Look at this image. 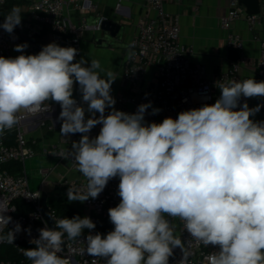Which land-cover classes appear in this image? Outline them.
Masks as SVG:
<instances>
[{
  "label": "clouds",
  "instance_id": "obj_1",
  "mask_svg": "<svg viewBox=\"0 0 264 264\" xmlns=\"http://www.w3.org/2000/svg\"><path fill=\"white\" fill-rule=\"evenodd\" d=\"M21 21V9L14 6L0 28L11 34ZM27 47L17 44L14 51ZM133 47L128 59L135 56ZM77 54L74 47L52 42L38 54L0 56V135L20 122L21 112L48 113L53 101L61 108L60 134H82L61 154L87 181L84 188L70 185L68 201L96 199L111 179L119 178L120 201L108 209L113 230L92 234L96 224L88 216L56 220L54 228L45 226L30 240L34 248L21 249L31 264H70L60 255L65 236L77 241L85 229L89 234L81 254L104 264H169L175 248L183 254L178 264H188L174 219L205 247H218L205 256V264H264V121L250 118L264 105L240 104L242 97H264V81L220 83L214 104L148 123L151 102L135 113L117 110L111 86L118 77L99 60L75 61ZM76 84L81 103L73 96ZM160 111L152 108L151 114ZM97 125L99 134L90 137ZM8 210L0 208V226L12 221L4 214ZM21 230L17 222L0 242L14 243Z\"/></svg>",
  "mask_w": 264,
  "mask_h": 264
},
{
  "label": "built area",
  "instance_id": "obj_2",
  "mask_svg": "<svg viewBox=\"0 0 264 264\" xmlns=\"http://www.w3.org/2000/svg\"><path fill=\"white\" fill-rule=\"evenodd\" d=\"M8 1L21 9L22 21L11 34L0 28V56L6 58H14L20 54H38L43 46L55 42L62 47L71 46L78 49L75 61H79L83 57L82 41L85 35L99 33L102 23L109 19L99 11L94 0H0V24L11 10L6 6ZM123 1L125 0H120L117 4L115 8L117 13L124 11ZM181 1L144 0L143 11L127 46L128 54L129 45L134 44L131 51L135 52V56L128 59L126 55L122 66L128 82L129 94L114 97L116 100L114 107L117 110L135 113L140 104L151 102L152 108L161 111L152 115V108H149L145 114V121L159 123L165 117L170 116L175 119L181 111L199 108L204 104H214L220 96L217 87L220 83L252 77L258 82L264 81V0H261V10L257 15H248L239 0H231L227 14L220 18V27L226 33L229 51H238L240 57L231 63L227 70L217 75L210 74L206 66L194 64L191 59L193 49L181 42L180 16L166 10V3ZM194 1L195 10H198L201 0ZM89 15L97 18L95 24H88ZM241 20L248 23L250 30L259 24L263 28V36L259 38L262 51L256 62H249L241 54L245 47L244 40L234 29ZM24 43H27L28 47L23 53L14 51L15 45ZM150 67L155 69V79L149 81L147 73ZM243 67L256 69V75H244ZM78 89V84L74 85L73 96L78 103H81ZM254 99L256 105H264V97H254ZM245 100L249 105L251 98L243 97L240 104L242 105ZM48 103L51 109L48 113L30 115L21 112L23 118L20 122L0 135V208H8L9 210L4 214L12 217L7 227L0 226V235H6L9 230L14 229L17 222L22 229L16 234L14 243L0 242V264H31L21 249L34 248L35 244L30 243V240L38 238L39 229L45 226L50 228L41 209V197L47 192L49 176L56 171L57 165H62L66 161L70 163L72 169L77 170L71 159H64L61 154L65 149L70 150L72 142L79 141L82 134L63 137L60 134L61 122L57 119L61 111L60 105ZM258 113V121H264V107H261ZM100 127L101 125L95 126L89 133L90 137L98 135ZM48 134H58L57 145L49 146L44 143ZM37 156L53 158L56 164L39 168L40 183L34 189L30 184L26 163ZM16 164L22 165L20 173L14 172L13 168ZM86 184L85 178L71 179L66 175L60 177L57 182V186L64 190L65 195L70 185L84 188ZM118 184V177L111 179L98 198H89L83 202L84 217H90L96 225L100 219L109 220L108 209L115 207L120 201L117 195ZM39 194V198H31ZM18 202L32 209L22 213ZM50 210L54 221L65 218L51 207ZM172 223L175 225L174 234L181 238L189 253L188 264H205V256L219 250L212 245L205 247L191 238L178 219L172 220ZM29 228L30 235L24 231ZM97 232V227L92 230V234ZM88 234L89 230L85 229L81 239L78 238L77 241L68 240L65 236L64 251L60 255L68 257L70 264H104L100 258H93L86 253L81 254L80 249L86 248L85 238ZM4 246L14 252L13 258L8 257L7 253L2 256ZM182 255L181 249L175 248L173 256L169 258V264H178Z\"/></svg>",
  "mask_w": 264,
  "mask_h": 264
},
{
  "label": "crops",
  "instance_id": "obj_3",
  "mask_svg": "<svg viewBox=\"0 0 264 264\" xmlns=\"http://www.w3.org/2000/svg\"><path fill=\"white\" fill-rule=\"evenodd\" d=\"M120 0H94L98 5L99 11L111 19H120L128 26L125 39L120 47H109L106 43L99 44L98 39L102 36L88 33L82 41L83 57L90 65L91 59L100 61L101 67L111 70L118 77L112 84L111 95L113 97L120 94L127 95L128 82L123 74L122 66L127 55V46L131 41L136 22L143 11L144 0H125L122 2L124 11L117 13L115 8ZM231 0H201L198 10H195L194 0H182L181 2L166 3V10L173 14L179 15L181 21V42L193 49L192 62L206 66L210 74L217 75L227 70L231 61L229 58V49L226 44V33L220 27V18L225 16L229 10ZM125 14V16L123 15ZM235 31L238 32L244 40V49L242 56L249 62H256L261 55V45L259 38L263 36V28L259 24L253 30L249 29V25L245 20H241L235 25ZM256 69H248L243 67L244 75H256ZM103 75V73L101 74ZM155 79V69L150 67L147 73V80ZM256 102L251 98L249 107H255ZM87 108V105L84 104ZM109 110H106V113ZM99 114L97 113V116ZM88 114L86 112V119ZM254 121H258L259 113L250 117ZM58 134H48L44 139V143L49 146L57 145ZM40 159L47 160L46 166H53L56 161L53 158L40 156ZM42 167H45L42 165ZM68 176L71 179L84 178L80 172L71 168L69 162H63L57 165V169L49 176V186L51 192L49 197L55 196L57 192V182L62 176ZM47 193V192H46ZM69 202V201H68ZM75 209L81 211L84 215V204L79 201L69 202ZM77 264V263H72Z\"/></svg>",
  "mask_w": 264,
  "mask_h": 264
},
{
  "label": "trees",
  "instance_id": "obj_4",
  "mask_svg": "<svg viewBox=\"0 0 264 264\" xmlns=\"http://www.w3.org/2000/svg\"><path fill=\"white\" fill-rule=\"evenodd\" d=\"M6 6L8 9H12L14 6V3L8 1ZM239 57H240V54L238 51H235V50L229 51V58H230L231 63L236 61ZM13 169L15 173H20V171L22 170V165L16 164ZM48 204L52 209L56 210L58 214L66 218H72L76 215H79L81 218L84 217L81 211L71 206V204L68 202V199L65 195L64 190L60 189L59 187H57V192L55 196L48 198ZM18 207H19L20 212L22 213H26L32 209V207L25 205L22 202H18ZM96 227L99 233L107 234V232L113 230L114 226L111 224L110 220L100 219ZM1 253H2V256L7 253L8 257H11V258L14 257V252L6 246L2 247Z\"/></svg>",
  "mask_w": 264,
  "mask_h": 264
},
{
  "label": "water",
  "instance_id": "obj_5",
  "mask_svg": "<svg viewBox=\"0 0 264 264\" xmlns=\"http://www.w3.org/2000/svg\"><path fill=\"white\" fill-rule=\"evenodd\" d=\"M239 3L241 6H244L246 8V12L248 15H257L260 13L261 0H239ZM127 29L128 26L126 25L125 22L120 21V19L118 20V19L109 18L102 23L101 31L97 33V36H102V38L98 40V43L99 44L106 43V41L104 40L105 34H108L112 37H117L122 32L124 33L123 35H125L127 33ZM49 102L52 104L55 103L53 101H49ZM77 135H81V134L77 133ZM48 198L49 195L46 192H44L41 197V209L43 216L51 229L55 227V222L52 217L50 206L48 204Z\"/></svg>",
  "mask_w": 264,
  "mask_h": 264
},
{
  "label": "rangeland",
  "instance_id": "obj_6",
  "mask_svg": "<svg viewBox=\"0 0 264 264\" xmlns=\"http://www.w3.org/2000/svg\"><path fill=\"white\" fill-rule=\"evenodd\" d=\"M87 19H88V24L93 25L95 24V20L97 18L94 15H89ZM123 21L125 22V18H123ZM123 34L124 33L122 32L117 37H112L108 34H105L104 40L106 41L107 46L115 47V48L120 47L121 44L123 43L122 40L125 39V35ZM46 164H47V160L40 159V156H37L34 160L27 161L26 168L32 188L35 189L38 187L40 183L39 174H38L39 168L42 167V165L46 166ZM49 190H51V187L47 191L48 195L50 194L49 192H51Z\"/></svg>",
  "mask_w": 264,
  "mask_h": 264
}]
</instances>
